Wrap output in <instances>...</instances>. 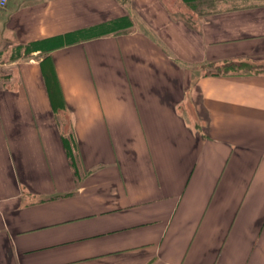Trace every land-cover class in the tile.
Listing matches in <instances>:
<instances>
[{
  "label": "crops",
  "instance_id": "0c3cea01",
  "mask_svg": "<svg viewBox=\"0 0 264 264\" xmlns=\"http://www.w3.org/2000/svg\"><path fill=\"white\" fill-rule=\"evenodd\" d=\"M264 0L0 7V264H264Z\"/></svg>",
  "mask_w": 264,
  "mask_h": 264
},
{
  "label": "trees",
  "instance_id": "16d2710c",
  "mask_svg": "<svg viewBox=\"0 0 264 264\" xmlns=\"http://www.w3.org/2000/svg\"><path fill=\"white\" fill-rule=\"evenodd\" d=\"M187 3H190L191 0H185ZM264 71V65L254 63L249 60H239V61H229L223 66L216 67V73H228V72H262Z\"/></svg>",
  "mask_w": 264,
  "mask_h": 264
},
{
  "label": "built area",
  "instance_id": "2783aa9c",
  "mask_svg": "<svg viewBox=\"0 0 264 264\" xmlns=\"http://www.w3.org/2000/svg\"><path fill=\"white\" fill-rule=\"evenodd\" d=\"M9 0H0V7H5L8 4Z\"/></svg>",
  "mask_w": 264,
  "mask_h": 264
}]
</instances>
